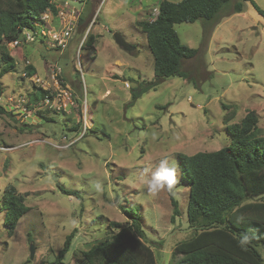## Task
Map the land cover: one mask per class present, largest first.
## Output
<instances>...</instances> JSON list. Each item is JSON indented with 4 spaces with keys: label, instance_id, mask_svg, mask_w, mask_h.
<instances>
[{
    "label": "rangeland",
    "instance_id": "1",
    "mask_svg": "<svg viewBox=\"0 0 264 264\" xmlns=\"http://www.w3.org/2000/svg\"><path fill=\"white\" fill-rule=\"evenodd\" d=\"M93 1L85 6L70 0L82 9V19L66 49L39 38L22 45L42 78L48 76L49 63L63 67L58 81L74 92V105L66 114L47 105L42 114L41 103L33 105L29 97L35 88L22 76L23 60L0 77V105L6 109L0 112V264H85L74 259L76 250L114 233L109 221L126 224L123 209L130 206L141 214L157 264H175V244L195 232L188 220L189 185L178 153L230 144L224 104L232 122L255 110L264 132V17L250 0L243 1L239 14L230 13L216 24L207 39L201 20L176 23L181 41L198 53L183 61L187 77L160 82L147 34L137 21L148 18L161 0ZM253 1L264 10V0ZM88 33L92 45L85 40ZM115 33L131 49L120 46ZM1 62L0 57V70ZM138 89L144 91L133 99ZM85 121L87 134L76 138L73 128H84ZM164 158L177 166L174 196L180 215L174 220L169 193L152 197L144 183ZM97 183L102 192L95 190ZM11 185L29 206L12 233L2 202ZM257 198L264 200V194ZM71 232V247L58 260ZM256 247L264 255V245Z\"/></svg>",
    "mask_w": 264,
    "mask_h": 264
},
{
    "label": "trees",
    "instance_id": "2",
    "mask_svg": "<svg viewBox=\"0 0 264 264\" xmlns=\"http://www.w3.org/2000/svg\"><path fill=\"white\" fill-rule=\"evenodd\" d=\"M243 1L161 0L155 7L159 10L156 15H153L154 8L148 18L137 21L141 30L147 34L154 59L156 82L173 76L187 77V72L182 68L183 61L198 53L197 48L181 41L175 29L176 23L201 20L204 38L207 39L224 17L243 11ZM250 1L264 17V10L253 0ZM70 7L64 4V0H0V57L3 60L0 77L14 69L17 60L25 62L24 69L28 75L37 73L22 46L34 41L16 46L9 43L23 37L25 28L36 29V24L43 22L46 12H50L51 17L56 19L62 9L68 10ZM38 38L41 41L48 40L47 36ZM85 40L92 45V34L88 33ZM28 60L30 62L27 64ZM62 73L63 67L59 75ZM32 84L35 91L29 99L33 100V105H38L39 100L45 98L50 90L34 82ZM149 87L151 84L145 86L144 90ZM144 90H134L133 99ZM224 108L226 113L223 123L231 138L230 144L217 150L178 153L182 175L189 185L188 220L195 232L175 244L172 254L179 256L175 264H264V255L256 247L260 243L264 245V200L257 198L264 194V132L259 126L260 116L255 110H249L240 121L232 122L233 114L229 106L224 104ZM38 110L44 114V109ZM0 112H6L5 107L0 105ZM73 130L77 136L87 134V130L83 132L80 124ZM61 190L79 196L77 191L63 187ZM169 196L174 220L180 215L179 203L173 194L169 193ZM2 202L7 227L12 233L29 206L25 203V196L17 193L12 185L4 192ZM123 212L128 222L123 224L120 221H109L116 231L88 249L76 250V262L157 264L154 248L146 240L141 214L133 206L124 208ZM243 235H247L249 241L241 247L238 241ZM74 236V232L67 235L57 256L58 260L69 251ZM60 264L65 263L60 261Z\"/></svg>",
    "mask_w": 264,
    "mask_h": 264
},
{
    "label": "built area",
    "instance_id": "3",
    "mask_svg": "<svg viewBox=\"0 0 264 264\" xmlns=\"http://www.w3.org/2000/svg\"><path fill=\"white\" fill-rule=\"evenodd\" d=\"M72 1L84 4L86 1L89 0ZM64 4L66 6L71 5V7L68 10L62 9L56 19H53V17H51L50 12H46L43 16L42 28L39 25L40 23L36 24V29L25 28L22 35L23 37H19L11 41L9 44L11 46H16L20 45L22 42H33L38 38V36H47L48 41L52 47L59 48L61 50L66 49L69 43L68 40L72 36L73 29L78 24L79 17L81 15V9L73 5L70 0H64ZM158 12V8H155L153 15H156ZM29 62L30 61L28 60L27 64ZM61 72L62 67L58 62L48 64V76L45 78H42L37 73L28 75V71L26 69L23 70L22 75L28 77V79H30L36 85H42V87L47 90H50V87L53 86V90H50V93L46 95V97L43 98L40 102H38L41 103V105L39 106L40 109H44L45 107L42 106L47 105L50 109H54L56 111H65L68 107L74 105V92L72 88L68 85L62 86L58 81L57 76ZM35 106L37 107V105ZM83 125V129L85 131L88 124L85 121L83 122ZM79 137L81 136H77L76 138ZM65 138H67V136Z\"/></svg>",
    "mask_w": 264,
    "mask_h": 264
},
{
    "label": "clouds",
    "instance_id": "4",
    "mask_svg": "<svg viewBox=\"0 0 264 264\" xmlns=\"http://www.w3.org/2000/svg\"><path fill=\"white\" fill-rule=\"evenodd\" d=\"M153 138H155V134L153 135ZM177 179V166L175 164H170L169 160L164 158L160 160L158 167H156L155 171L152 172L151 177L144 183L147 193L152 197L157 196L162 191H167L174 195V188L177 184ZM95 190L97 192H102L103 188L101 184H95ZM248 241L249 237L243 235L238 243L243 247Z\"/></svg>",
    "mask_w": 264,
    "mask_h": 264
},
{
    "label": "water",
    "instance_id": "5",
    "mask_svg": "<svg viewBox=\"0 0 264 264\" xmlns=\"http://www.w3.org/2000/svg\"><path fill=\"white\" fill-rule=\"evenodd\" d=\"M114 36H115L116 42L120 46L124 47L126 50L131 49V45L129 43H127L126 40H124V38L122 37L121 34L115 33ZM34 253H35V246L31 245V258L34 257Z\"/></svg>",
    "mask_w": 264,
    "mask_h": 264
},
{
    "label": "crops",
    "instance_id": "6",
    "mask_svg": "<svg viewBox=\"0 0 264 264\" xmlns=\"http://www.w3.org/2000/svg\"><path fill=\"white\" fill-rule=\"evenodd\" d=\"M94 2H95V0H94L93 2H91V3L93 4ZM239 13H240V12H239ZM239 13H238V14H239Z\"/></svg>",
    "mask_w": 264,
    "mask_h": 264
}]
</instances>
